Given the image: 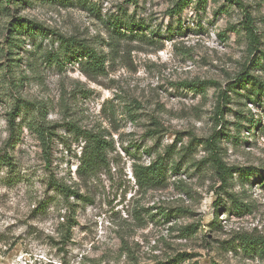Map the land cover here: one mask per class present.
<instances>
[{
    "label": "rangeland",
    "instance_id": "374dc122",
    "mask_svg": "<svg viewBox=\"0 0 264 264\" xmlns=\"http://www.w3.org/2000/svg\"><path fill=\"white\" fill-rule=\"evenodd\" d=\"M239 1L255 51L229 0H0V156L11 157L0 160V264H264L239 240L264 239V0ZM20 19L43 34L12 42ZM58 35L103 70L65 54ZM242 72L259 83H234ZM37 124L54 133L47 150ZM214 132L235 168L226 184L205 147ZM90 134L109 146L86 172ZM158 158L162 181L139 185L135 167Z\"/></svg>",
    "mask_w": 264,
    "mask_h": 264
},
{
    "label": "trees",
    "instance_id": "16d2710c",
    "mask_svg": "<svg viewBox=\"0 0 264 264\" xmlns=\"http://www.w3.org/2000/svg\"><path fill=\"white\" fill-rule=\"evenodd\" d=\"M231 2L237 3L241 10L244 13V17L246 18V21L244 22V29L246 30V35L248 36L249 42L248 47L255 51L257 49L258 45V39L256 34L254 33L253 29V20L249 16L248 13H246V7L239 1V0H229ZM20 29H25L28 31L29 35H33L34 32H38L40 34H43L44 29L41 26H35L32 23H27L26 20H17L16 23L12 24L9 29V39L14 42V32ZM58 41L60 42L61 47L64 49L65 54H69L70 57H73L74 59H77L76 56L82 54L86 58V60L83 62L84 67L87 69H92L97 72H101L103 70V60L100 59V55H98L97 52H95L93 49H90L87 45H83L81 43H78L73 38L65 37L62 35H58ZM53 56V54H49V57ZM54 58H58V55H54ZM264 57V53H261V56ZM259 57L256 59H252V62L254 65L258 64ZM244 84L247 82L253 83L254 85H257L256 80L251 78L247 72H242L238 77L235 79L234 83ZM261 85H264L263 82H260ZM185 86L195 88L196 82L191 83H185ZM220 99H228L229 97L224 92L220 93ZM258 99V98H257ZM253 101H256L253 99ZM19 108L15 106L14 108V115L15 112H18ZM216 114H222V108L219 106V104L216 106ZM35 132L39 139L42 141V145L44 147V150H47L50 137L54 135L53 132L48 131V127L40 124L36 125L34 127ZM220 132H214L213 136L209 139L205 140V147L209 151V162L211 163L212 167L215 169L217 175L219 178L226 184L228 179L232 177V173L235 172L233 167L226 166L222 159L220 158V155L216 152V149H218V143H219V135ZM226 137H229V134H226ZM88 140L86 144L83 147V154L80 158V170L90 172L94 171L97 168L104 165L106 161V149L109 146V143L104 140L100 136L96 135H88ZM0 160L5 162L7 165L11 164V157L6 154H2L0 156ZM237 169V168H236ZM163 162L161 158H158L156 161H154L152 164H149L147 166H136L134 169L135 177L139 185L141 186H147V187H153L155 185H158L160 181H162L163 176ZM50 184L52 188L58 192L61 196H63L66 199H69L70 196L76 195V191L71 190L69 187H67L65 184H62L61 182L50 180ZM163 215L165 219H168L170 217L168 211H163L160 213V215ZM239 240L242 242V245L247 247H258L261 250L264 251V239L262 238H256V237H250L248 235H243L239 237Z\"/></svg>",
    "mask_w": 264,
    "mask_h": 264
}]
</instances>
